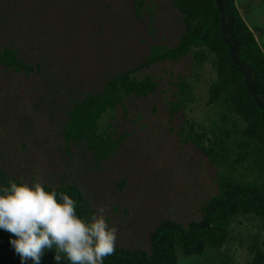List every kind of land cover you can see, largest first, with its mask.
Segmentation results:
<instances>
[{"label": "rangeland", "instance_id": "374dc122", "mask_svg": "<svg viewBox=\"0 0 264 264\" xmlns=\"http://www.w3.org/2000/svg\"><path fill=\"white\" fill-rule=\"evenodd\" d=\"M144 1L140 8L139 0H0V50L14 49L35 67L27 75L0 66L1 166L29 182L38 177L54 186L78 184L93 209L107 205L109 221L118 227L116 243L128 248H147L161 219L197 218L217 183L180 126L185 120L211 124L206 100L215 72L209 62L160 60L136 71L139 78L154 76L159 88L127 99L116 118L104 116L116 133H130L108 161L97 164L84 147L69 149L60 140L75 101L154 50L178 45L185 27L177 7L171 0ZM183 80L193 91L173 119ZM1 234L6 241L0 237V264H20L11 234ZM178 254V264L223 262L222 252ZM42 264H55L54 252H46Z\"/></svg>", "mask_w": 264, "mask_h": 264}, {"label": "trees", "instance_id": "16d2710c", "mask_svg": "<svg viewBox=\"0 0 264 264\" xmlns=\"http://www.w3.org/2000/svg\"><path fill=\"white\" fill-rule=\"evenodd\" d=\"M171 1L185 27L178 45L154 50L137 67L110 77L100 91L88 92L75 101L58 132L60 140L69 149L71 145L84 147L97 164L108 161L130 133H116L114 125L102 121L104 116L112 114L116 118L114 112L127 99L150 96L159 88L154 76L139 78L134 75L136 71L160 60L181 61L185 57L198 66L211 63L215 77L209 85L206 105L214 118L210 116L208 125L185 120L180 126L185 143L210 166L217 182L215 191L199 205L197 218L186 223L161 219L149 234L147 248L116 243L115 252L105 258L104 264H178L179 252L186 256L222 252V264H264V109L248 90L243 69L231 58L230 47L222 37L216 1ZM139 3L142 8L145 1ZM223 3L227 34L235 39L237 56L252 70L258 95L264 100V50L237 0ZM0 66L27 75L35 70L21 61L14 49L0 50ZM192 91L189 82L179 83L177 100L171 105L173 119L186 106L185 98ZM18 178L0 163V185L7 186ZM45 184L73 196L79 202V214L90 216L94 211L78 184ZM0 237L6 241L5 235ZM233 240L235 244H231Z\"/></svg>", "mask_w": 264, "mask_h": 264}, {"label": "clouds", "instance_id": "9594fccd", "mask_svg": "<svg viewBox=\"0 0 264 264\" xmlns=\"http://www.w3.org/2000/svg\"><path fill=\"white\" fill-rule=\"evenodd\" d=\"M78 203L38 177L0 185V230L11 234L20 264H42L48 251L55 264H104L115 252L118 227L109 221L107 205L84 216Z\"/></svg>", "mask_w": 264, "mask_h": 264}, {"label": "water", "instance_id": "95a60500", "mask_svg": "<svg viewBox=\"0 0 264 264\" xmlns=\"http://www.w3.org/2000/svg\"><path fill=\"white\" fill-rule=\"evenodd\" d=\"M215 1L217 3L218 8H219L220 13H221L222 37H223V40L230 47L231 58L236 65H238L239 67H241L243 69V71L245 73V77H246V84H247L248 90L252 94V96L255 99L258 106L261 109H264V100L261 99L260 96L258 95L257 89L255 87V83H254L253 72L246 64H244L243 62L240 61V59L237 56L236 41L234 38L230 37L227 34V31H226V11H225V6L223 3V0H215Z\"/></svg>", "mask_w": 264, "mask_h": 264}, {"label": "crops", "instance_id": "0c3cea01", "mask_svg": "<svg viewBox=\"0 0 264 264\" xmlns=\"http://www.w3.org/2000/svg\"><path fill=\"white\" fill-rule=\"evenodd\" d=\"M237 4L264 50V0H237Z\"/></svg>", "mask_w": 264, "mask_h": 264}]
</instances>
